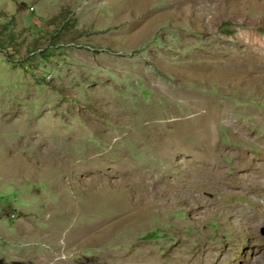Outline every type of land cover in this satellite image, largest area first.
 <instances>
[{"label": "rangeland", "instance_id": "374dc122", "mask_svg": "<svg viewBox=\"0 0 264 264\" xmlns=\"http://www.w3.org/2000/svg\"><path fill=\"white\" fill-rule=\"evenodd\" d=\"M0 264H264V0H0Z\"/></svg>", "mask_w": 264, "mask_h": 264}, {"label": "bare ground", "instance_id": "6f19581e", "mask_svg": "<svg viewBox=\"0 0 264 264\" xmlns=\"http://www.w3.org/2000/svg\"><path fill=\"white\" fill-rule=\"evenodd\" d=\"M254 63H255V60H254ZM252 63V58L247 60L246 63H245V67L244 69H246V71L248 69H254V70H258V66H257V62L254 64ZM255 65V66H254ZM261 70V69H260ZM244 159L246 161V168H248L249 170L253 171V172H256L259 170L262 169L263 167V162L262 161H256V162H253L252 160L249 161L247 158H246V155L244 156Z\"/></svg>", "mask_w": 264, "mask_h": 264}]
</instances>
